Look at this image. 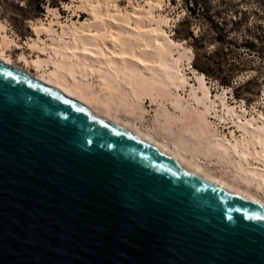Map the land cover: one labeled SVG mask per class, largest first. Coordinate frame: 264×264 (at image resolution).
Listing matches in <instances>:
<instances>
[{"label": "water", "instance_id": "1", "mask_svg": "<svg viewBox=\"0 0 264 264\" xmlns=\"http://www.w3.org/2000/svg\"><path fill=\"white\" fill-rule=\"evenodd\" d=\"M0 264H264V208L0 62Z\"/></svg>", "mask_w": 264, "mask_h": 264}, {"label": "bare ground", "instance_id": "2", "mask_svg": "<svg viewBox=\"0 0 264 264\" xmlns=\"http://www.w3.org/2000/svg\"><path fill=\"white\" fill-rule=\"evenodd\" d=\"M104 1L71 0L87 10L91 15L89 22H74L76 14L72 4L62 6L70 16L65 22L59 21L56 9L46 8L45 19L32 23L35 38L26 44L36 53V58L20 55L18 60L31 66L35 77L20 72L56 89L92 115L134 134L206 182L264 208V169L250 167L247 161L249 157L264 162V115L258 113L255 118L241 104L237 107L228 104L225 89L211 99L204 75L190 68L191 50L175 43L163 28L168 25V18L160 14L163 0H144L143 5L131 6L130 12L115 11L119 15L117 24L131 27L132 31L116 23V28L100 26L107 35L96 24L98 19L101 22L105 19L97 6ZM104 39L110 42V54L118 59L102 52ZM12 45L15 41L0 24V62L19 71L7 54ZM185 65L191 69L192 84L184 74ZM185 88L187 94L182 96L180 91L184 92ZM144 98L168 99L179 115L169 114L160 101L159 110L153 116L157 123L154 130L143 129L130 117L142 118ZM198 105L202 109H198ZM120 114L126 115L125 118ZM206 116L229 121V128H233L229 131L231 140L224 135L219 137ZM236 133H240V137ZM201 157L209 164L224 166L228 172L216 174L200 161Z\"/></svg>", "mask_w": 264, "mask_h": 264}, {"label": "rangeland", "instance_id": "3", "mask_svg": "<svg viewBox=\"0 0 264 264\" xmlns=\"http://www.w3.org/2000/svg\"><path fill=\"white\" fill-rule=\"evenodd\" d=\"M143 1L144 0H106L104 1L105 3H99L97 5L99 6L98 10L102 15H105V19L102 20L103 24L98 19L96 24L99 26L97 27L107 26L116 28V24L119 22V20H117L119 15L118 12L115 11L126 10L130 12L131 6H136L137 4L143 5ZM206 1L207 15L204 17H195L189 15L182 0H163V8L160 14L168 18V25L163 27L164 30L175 43L178 42L183 47L191 50L192 60L190 68L196 73L204 75L207 87L210 89L212 100L214 99L213 95L219 94L221 90L225 89V98L228 104L235 107L241 104L248 114L253 113L255 118H257L258 113L264 115V76L258 74V61L256 58H253L252 62L247 64L242 72L234 73L233 78L229 82V86H221L218 81L208 77V68L210 70L213 68L211 63L222 57L231 58L233 55L242 52L243 50L239 46L244 39H252L259 35L264 36V0ZM65 4L73 5L72 9L77 15L73 17L74 22L77 20L80 22H89L91 20V15L87 10L81 8L82 6H80L79 3H71V0H0V24L5 26L7 35L15 41V45L11 46L7 54L12 65L19 69V71H24L35 77V72L31 66H26L18 61L20 55H24L27 59L36 58V53L30 51L26 46L27 43H31V39L35 38L31 31L32 23H35L36 20L45 19L46 8L56 9L59 14L60 22L68 21L67 19L70 17L69 13L64 11L62 7ZM157 14L156 12L155 15ZM107 15H110L109 17L111 18ZM113 20L117 21L114 22ZM230 21H232L233 25L230 24ZM129 25L132 26L134 24L129 22ZM117 26L127 27L122 24L119 25V23ZM99 29L102 28L100 27ZM103 29H105V27ZM103 29L101 31L103 34L107 35L108 33ZM125 29H128L127 31L129 32L132 31L131 27ZM225 35H227V37H225ZM221 39L225 40V44L222 43V45H220L218 43L217 40ZM103 42L105 44L104 47L101 46L102 52L108 57L118 59L119 57L112 56V53L110 54L109 50H112V48L109 44V40L104 39ZM130 59L132 58H128L129 61ZM131 61L134 64L138 63L135 59ZM183 68L185 69L184 74L189 78L192 84L193 75L191 69H188L186 65ZM204 71L207 73H204ZM251 78H254V80L244 85V83H246L245 81ZM91 81L94 82L95 79ZM184 90V92L180 91L182 96L187 94V88ZM144 99L141 103L144 110L142 118L136 117V120L135 117H130L143 129L154 130L153 126H156L157 123L153 121V116H155V112L159 110H157V107L159 108L161 102L164 104L169 114H174V116L179 115V112L174 110L170 105L168 99L165 101L159 99L150 100V98ZM198 109H202V106L198 105ZM120 116L121 118H125L126 115L120 114ZM206 117L212 126L211 129L213 128L219 137L224 135V137L231 140L229 131H232L233 128H229L231 126L229 121L217 120V118L212 116ZM258 123L261 125L260 121ZM235 135L240 137V133H236ZM200 161L205 163L206 166L212 169L216 174L224 170L228 172L227 168L224 169V166L222 167L219 164L217 165L213 162L209 164L208 161L203 158ZM247 161L250 167L264 169V162L261 163L249 157Z\"/></svg>", "mask_w": 264, "mask_h": 264}, {"label": "trees", "instance_id": "4", "mask_svg": "<svg viewBox=\"0 0 264 264\" xmlns=\"http://www.w3.org/2000/svg\"><path fill=\"white\" fill-rule=\"evenodd\" d=\"M182 1L190 16L192 15L195 17H204L207 15L206 0ZM230 24L233 25L232 21H230ZM225 37H227V35H225ZM217 41L220 45H222V43L225 44V40L221 39ZM239 47L243 50L239 54H235L231 58L222 57L221 59H217L215 62L211 63V65H213V68L211 70L208 68V77L218 81L219 85L221 86H229V82L233 78L234 73L242 72L244 67L252 62L253 58H256L258 61V74L260 76H264V36L259 35L253 37L252 39H244ZM204 73L207 72L204 71ZM254 78L246 80V83H244V85L248 82H252Z\"/></svg>", "mask_w": 264, "mask_h": 264}]
</instances>
